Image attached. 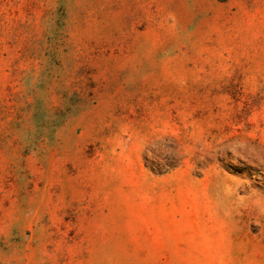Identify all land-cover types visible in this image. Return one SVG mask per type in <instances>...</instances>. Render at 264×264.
Instances as JSON below:
<instances>
[{
    "label": "rangeland",
    "instance_id": "obj_1",
    "mask_svg": "<svg viewBox=\"0 0 264 264\" xmlns=\"http://www.w3.org/2000/svg\"><path fill=\"white\" fill-rule=\"evenodd\" d=\"M0 264H264V0H0Z\"/></svg>",
    "mask_w": 264,
    "mask_h": 264
}]
</instances>
